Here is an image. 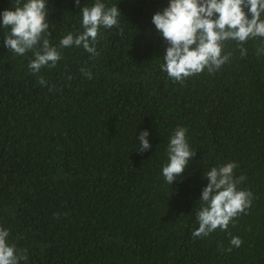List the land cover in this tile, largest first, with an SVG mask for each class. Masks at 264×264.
<instances>
[{"label":"trees","instance_id":"obj_1","mask_svg":"<svg viewBox=\"0 0 264 264\" xmlns=\"http://www.w3.org/2000/svg\"><path fill=\"white\" fill-rule=\"evenodd\" d=\"M95 2L48 0L43 38L61 59L38 74L34 50H8L0 26V228L27 251L20 264H264V38L225 41V64L181 83L161 68L168 45L152 23L169 0H101L121 15L100 28L99 55L61 48ZM14 5L0 0V13ZM177 127L196 154L169 184ZM144 130L151 148L140 154ZM230 162L251 204L226 230L193 237L204 173Z\"/></svg>","mask_w":264,"mask_h":264},{"label":"clouds","instance_id":"obj_2","mask_svg":"<svg viewBox=\"0 0 264 264\" xmlns=\"http://www.w3.org/2000/svg\"><path fill=\"white\" fill-rule=\"evenodd\" d=\"M48 0H20L12 9L0 13V26L9 29L4 37V47L23 56L34 50V59L29 62L32 73L38 74L44 67H55L61 59L57 47L51 46L44 34L48 31ZM77 6L80 0H75ZM247 9V12L245 11ZM84 31L68 34L60 40V47H83L92 56H97L95 44L101 27L111 29L118 26L121 12L118 6L107 7L101 0L91 6L81 8ZM264 0H169L163 11L152 17L159 35L166 41L164 63L161 65L170 78L183 82L186 78L199 74L207 68L209 73L225 64L230 53L223 54L224 42L237 41L243 45L249 38H264ZM241 56L246 49L240 48ZM264 52L260 47L257 55ZM86 78L91 73L81 69ZM40 84L46 81L41 77ZM187 129L177 127L172 134L167 152L168 163L162 168L167 183L172 184L185 171L196 152L190 148L186 136ZM147 130L141 131L136 151L140 154L151 148ZM235 162L213 167L206 173L208 184L203 188L200 200L201 209L197 213L199 227L193 237H204L217 228L226 230L230 220L245 211L251 204L252 193L238 190L237 185L245 177L234 176ZM9 231L0 228V264H20L28 259L27 251L17 249L8 242ZM230 243L240 247L242 240L232 237ZM231 251V248L229 249Z\"/></svg>","mask_w":264,"mask_h":264}]
</instances>
